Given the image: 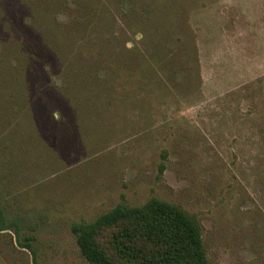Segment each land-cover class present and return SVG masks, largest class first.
Returning a JSON list of instances; mask_svg holds the SVG:
<instances>
[{
    "label": "rangeland",
    "instance_id": "obj_1",
    "mask_svg": "<svg viewBox=\"0 0 264 264\" xmlns=\"http://www.w3.org/2000/svg\"><path fill=\"white\" fill-rule=\"evenodd\" d=\"M151 196L264 264V0H0V264H87L72 223Z\"/></svg>",
    "mask_w": 264,
    "mask_h": 264
},
{
    "label": "trees",
    "instance_id": "obj_2",
    "mask_svg": "<svg viewBox=\"0 0 264 264\" xmlns=\"http://www.w3.org/2000/svg\"><path fill=\"white\" fill-rule=\"evenodd\" d=\"M33 16L46 18V15L40 17L37 13ZM46 25L48 31L45 33L47 36L52 35L53 44L50 48L46 44L48 49L42 44L47 55L54 61L57 57L64 60V57L73 64V70L76 68L79 74L82 73L74 63V58L59 55L61 49H58L56 43L59 36L55 32V24L46 21ZM72 27H76L74 30L78 31L85 28L83 22H76ZM100 27L101 24L96 25L93 31H98ZM110 37L113 40L106 41V38ZM104 41L110 45L105 53L106 59L109 62L115 60L119 64L121 52L119 54L118 49L115 53L113 51L114 42L119 41L118 36L111 31L109 36L104 37ZM157 60L160 61L159 58ZM109 69V75L116 71L114 67L109 66ZM12 83L14 88L19 89L23 82L15 79ZM76 83L78 84L69 87L70 83L67 88L60 87L62 97L69 107L71 104L83 107L86 100L82 97L81 79L76 80ZM25 84L28 87L27 83ZM74 89L80 94L73 92ZM26 94H22L24 98L28 97ZM29 102L31 103L30 97ZM0 220L3 221L1 208ZM71 230L76 237L80 254L87 264H209L200 221L180 205L155 196L149 197L139 205L119 202L91 221L72 223Z\"/></svg>",
    "mask_w": 264,
    "mask_h": 264
}]
</instances>
